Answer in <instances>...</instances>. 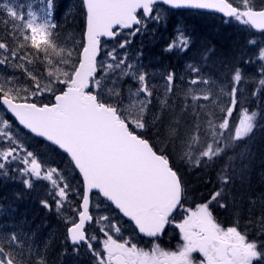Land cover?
<instances>
[{"label":"snow or ice","instance_id":"snow-or-ice-1","mask_svg":"<svg viewBox=\"0 0 264 264\" xmlns=\"http://www.w3.org/2000/svg\"><path fill=\"white\" fill-rule=\"evenodd\" d=\"M79 4L80 39L61 44L58 0L19 7L0 0V180H18L28 191L34 181L50 184L39 202L65 228L60 264L82 249L90 264H264V193L248 191L251 145L264 130V110L244 108L238 122L231 120L238 104L264 99V47L252 56L241 49L210 67L215 48L193 52L192 36L177 28L162 51L186 57L182 67L152 71L142 48L129 50L131 38L166 26L175 9L222 14L226 23L264 34V0ZM102 38L115 41L103 52ZM17 130L35 139V148ZM41 148L62 154L67 170L47 165ZM213 168L210 198L186 207V174ZM213 205L235 222L222 226ZM4 228L0 264H53L54 231L41 241L36 231ZM169 228L178 230L175 250L161 247Z\"/></svg>","mask_w":264,"mask_h":264},{"label":"trees","instance_id":"trees-1","mask_svg":"<svg viewBox=\"0 0 264 264\" xmlns=\"http://www.w3.org/2000/svg\"><path fill=\"white\" fill-rule=\"evenodd\" d=\"M58 3L61 5L60 11L56 16V22L60 25V28L57 31L59 42L63 44L70 41L72 37H75L78 41L80 39L84 19L79 11V2H77V0H58ZM193 15L195 14H191V17H188L187 20L181 22L179 28L182 27V30L192 36L194 40L193 52L199 49L202 45L215 48V55H213L209 61L210 67L214 66L215 68H219L221 60L230 62L233 54L238 53L243 48L246 56H252L254 55V52L257 51L255 49L258 48L259 44L264 46V35H257L241 25L240 28L245 29V32H237L235 30V21L226 23L224 19L222 20L211 15ZM163 27L164 28L160 26L157 27V30H155L153 35L158 34L162 36V34L168 32L171 34L166 35L168 38L160 41L157 38L151 40L145 36L142 40L140 39L139 41H136V48L138 50L141 48L143 49V59L149 67L155 68L158 63L157 65H161L162 67L172 65L179 69L184 62L180 61L179 57L163 53L162 51L174 36L175 30L178 26L174 20L170 19L166 26L163 25ZM0 28H3V24H0ZM249 34L251 37H248L250 36ZM249 39L255 40L256 43L247 44V40ZM159 42L162 46L159 45ZM189 55L191 56L192 53L190 52ZM250 67L252 68L253 65H247L246 70ZM245 87L247 92L251 91L250 85H246ZM258 106L260 109L264 110V99L259 102L252 101L243 105L238 104L233 112L231 120L238 122L244 108H247L249 112H251V110L257 109ZM260 122L264 123V119H261ZM24 141H27V143L31 145L35 143L32 138H28L27 140L24 139ZM251 150L255 156L252 161V172L248 191L253 195H257L259 193H264V130H257L254 133V142L251 145ZM54 153H50V157L48 156V158L53 160L54 156H57ZM217 167H219V165H217ZM216 170V168L209 169L206 173L201 170L199 171V175L197 172L186 174L185 178L188 182L189 188L186 203L196 205L198 203L206 202V200L210 198V193H212L217 186ZM36 190L38 194H36ZM18 193H23L22 198H17ZM45 195L44 187L41 185L36 186L34 184L33 190H20L19 192L17 189H14L13 184L0 181V203H2L4 207L14 204L17 207L18 215H25L27 220L31 221L28 223L31 226V229L37 232L38 240L42 241L48 237L50 232H55L56 239L52 246L50 259L53 264H57L59 262L58 252L60 250V239L64 233V227L55 218L49 217L50 214H47L45 209L40 205L39 201L41 198L45 197ZM245 207H247V205H245ZM213 208L214 215L218 222H224L227 226H230L235 222L234 217L229 212L224 209L216 208L215 205H213ZM245 219H247L246 213L240 221L241 228H243ZM45 224L47 227H43Z\"/></svg>","mask_w":264,"mask_h":264},{"label":"rangeland","instance_id":"rangeland-1","mask_svg":"<svg viewBox=\"0 0 264 264\" xmlns=\"http://www.w3.org/2000/svg\"><path fill=\"white\" fill-rule=\"evenodd\" d=\"M15 2L17 4V6L19 7L20 5H26L28 3V0H15ZM159 26L162 27L163 25H152V27L155 28V29L157 27H159ZM162 28H164V27H162ZM153 34L147 35L148 39L153 40V39H156L157 38L158 40L161 41V40H165L166 38H168V37H166L167 34L168 35H171L168 32L162 34V36L161 35H158V34H156V35H153ZM137 36H139V35H136L135 37L131 38L132 39V42H134V40L136 39ZM159 45L162 46L160 42H159ZM111 47L112 46H110V45H106L105 46V49L106 48L107 49H110ZM129 50H130V52H134L135 51V47L130 46L129 47ZM161 68H163V67H161ZM149 70H150V68H149ZM150 71H152V70H150ZM247 71L248 72H251V73H254L255 72V66L253 65V67L252 68L250 67L249 69H247ZM4 115H5V113L2 112V111H0V118H3ZM20 137L22 139L24 136L20 135ZM43 160L46 162L47 165H50V166H53V167L56 166L53 163H51V161H47L45 159H43ZM67 167H68L67 166V162L64 160L63 163L61 164V166L59 168L60 169H63V170H65V169L67 170ZM9 181H11V180H9ZM12 183H13L14 189H17L19 192H20V190L21 191L25 190L24 187H23V185L18 180L17 181H12ZM46 183L48 184V182H46ZM73 184L74 185L77 184V180H73ZM36 194H38L37 190H36ZM5 212H6V214H0V217H5L6 216L5 218L7 220L6 222H8L7 223V225H8L7 226V229L8 230H11L13 227L19 226L25 232L31 233L30 231H27L30 228V225L28 223L27 224L25 223L26 220H27L26 216L25 215H23V216L17 215V207L14 204H10L9 206L5 207ZM7 216H9L10 218L8 219ZM23 217H24L25 221H23ZM2 222H3V220H2ZM29 222H31V221L29 220ZM10 223H13V224H10ZM21 223H23V224H21ZM29 230H32V229H29ZM124 235L126 236V233ZM88 258H89V256H88ZM64 264H82V257L80 256L79 258H74V257L73 258H67L66 259V262Z\"/></svg>","mask_w":264,"mask_h":264},{"label":"bare ground","instance_id":"bare-ground-1","mask_svg":"<svg viewBox=\"0 0 264 264\" xmlns=\"http://www.w3.org/2000/svg\"><path fill=\"white\" fill-rule=\"evenodd\" d=\"M218 27V26H217ZM220 28V27H219ZM223 28H225V27H223ZM222 29V28H221ZM226 29V28H225ZM220 30V29H219ZM218 30V31H219ZM225 31V30H224ZM228 31H229V29H228ZM244 49V48H243ZM247 53V52H246ZM257 161V160H256ZM262 163V162H261ZM264 164V163H263ZM260 165V164H259ZM258 166V165H257ZM259 168V167H258ZM257 169V168H256ZM263 169V168H262ZM262 171V170H261ZM261 173V172H260Z\"/></svg>","mask_w":264,"mask_h":264},{"label":"water","instance_id":"water-1","mask_svg":"<svg viewBox=\"0 0 264 264\" xmlns=\"http://www.w3.org/2000/svg\"><path fill=\"white\" fill-rule=\"evenodd\" d=\"M203 11H207V10H203Z\"/></svg>","mask_w":264,"mask_h":264}]
</instances>
